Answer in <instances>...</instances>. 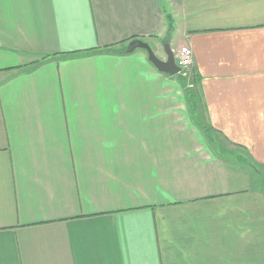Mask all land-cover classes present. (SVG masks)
Masks as SVG:
<instances>
[{
	"label": "crops",
	"instance_id": "0c3cea01",
	"mask_svg": "<svg viewBox=\"0 0 264 264\" xmlns=\"http://www.w3.org/2000/svg\"><path fill=\"white\" fill-rule=\"evenodd\" d=\"M0 264H264V0H0Z\"/></svg>",
	"mask_w": 264,
	"mask_h": 264
},
{
	"label": "water",
	"instance_id": "95a60500",
	"mask_svg": "<svg viewBox=\"0 0 264 264\" xmlns=\"http://www.w3.org/2000/svg\"><path fill=\"white\" fill-rule=\"evenodd\" d=\"M138 49L147 52L149 61L156 67L159 72L169 76H177L180 74L181 68L178 66L175 55L169 44L165 45V51L167 54L166 60H161L160 58H158L155 52L151 49L150 45L140 40L132 41L128 45L127 51L129 53H133Z\"/></svg>",
	"mask_w": 264,
	"mask_h": 264
},
{
	"label": "trees",
	"instance_id": "16d2710c",
	"mask_svg": "<svg viewBox=\"0 0 264 264\" xmlns=\"http://www.w3.org/2000/svg\"><path fill=\"white\" fill-rule=\"evenodd\" d=\"M173 25H172V21L170 20L169 21V32H172L173 31ZM136 41V40H134ZM164 44H168V41H164ZM119 45H114V46H110V47H106L105 49H102L100 51V53H103V54H114V55H127V54H130L127 49V48H119L118 47ZM48 58L47 56L43 58L46 59ZM180 77H182V74L180 73L179 74ZM182 80L185 81L182 77ZM185 83H187L185 81ZM185 85V84H184ZM187 85L189 86H199V80H198V77L193 73V80H192V83L191 84H188ZM187 89V88H186ZM190 94H191V99L194 101L195 104H193L194 108L198 105V107H202V100H201V97L199 95V93L194 90V91H190ZM193 94V95H192ZM190 96V95H189ZM204 131L206 132V134H209L210 138L213 137V133H214V129H211L210 126L208 125H205L204 127Z\"/></svg>",
	"mask_w": 264,
	"mask_h": 264
},
{
	"label": "rangeland",
	"instance_id": "374dc122",
	"mask_svg": "<svg viewBox=\"0 0 264 264\" xmlns=\"http://www.w3.org/2000/svg\"><path fill=\"white\" fill-rule=\"evenodd\" d=\"M149 45H150V47H151V49H152L153 51H155L156 48L159 49V55H158V56H160L161 58L167 56V55H166V51H165V45H166V44H161V43H160V45H158L157 43L151 41V42H149ZM158 56H157V57H158ZM158 58H159V57H158ZM181 74H182L183 79H184L188 84H191V83H192V80H193V73H192V70H191L190 68H189L185 73H181ZM196 89H197V87H196ZM236 155H240V156H242L241 158H243L244 160H246V159H245V156L242 155L241 153L236 152ZM242 161H243V160H242ZM244 162H246V161H244ZM237 174H239V173H237ZM252 185H253V188H257V187L259 186L258 176H256V174H254V183H253Z\"/></svg>",
	"mask_w": 264,
	"mask_h": 264
},
{
	"label": "built area",
	"instance_id": "2783aa9c",
	"mask_svg": "<svg viewBox=\"0 0 264 264\" xmlns=\"http://www.w3.org/2000/svg\"><path fill=\"white\" fill-rule=\"evenodd\" d=\"M177 64L181 73H185L192 66L193 53L190 48L182 47L177 54Z\"/></svg>",
	"mask_w": 264,
	"mask_h": 264
},
{
	"label": "bare ground",
	"instance_id": "6f19581e",
	"mask_svg": "<svg viewBox=\"0 0 264 264\" xmlns=\"http://www.w3.org/2000/svg\"><path fill=\"white\" fill-rule=\"evenodd\" d=\"M181 73V72H180Z\"/></svg>",
	"mask_w": 264,
	"mask_h": 264
}]
</instances>
